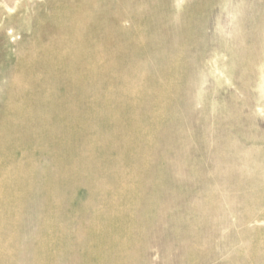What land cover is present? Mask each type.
<instances>
[{
  "label": "rangeland",
  "instance_id": "1",
  "mask_svg": "<svg viewBox=\"0 0 264 264\" xmlns=\"http://www.w3.org/2000/svg\"><path fill=\"white\" fill-rule=\"evenodd\" d=\"M7 1L0 264H264V0Z\"/></svg>",
  "mask_w": 264,
  "mask_h": 264
},
{
  "label": "bare ground",
  "instance_id": "2",
  "mask_svg": "<svg viewBox=\"0 0 264 264\" xmlns=\"http://www.w3.org/2000/svg\"><path fill=\"white\" fill-rule=\"evenodd\" d=\"M7 1V0H6ZM84 1V0H83ZM3 2H5V1H3ZM8 2H10L9 0L7 1V3ZM13 2H15V1H13ZM18 2V1H17ZM10 3H12V2H10ZM6 4V3H5ZM4 4V5H5ZM95 4V3H94ZM13 5V4H12ZM6 6V5H5ZM12 7V6H11ZM5 8H7V6L5 7ZM13 10V9H12ZM11 11V10H10ZM106 30L107 29H104L103 31H101V35H103V34H106L107 32H106ZM72 40H75L76 41V43L78 44V46L80 47V43L78 42L79 41V36H72ZM77 48V49H75V51H73L72 53L71 52H67V51H64V55H66V58L65 59H67V61L65 62V63H67L68 65H71V62H72V60L76 57V60H78L77 61V63L74 65V68H75V70L76 69H78L77 71H80V73H85V74H90L91 72H92V70L93 69H91L90 67H87V64H89V63H91V60H90V58L88 57L87 58V55L86 56H84L80 51V48ZM62 52V51H61ZM97 54H95V56H96ZM91 56V55H90ZM82 60L86 63H82ZM89 61V62H88ZM64 63V64H65ZM64 64H61V65H64ZM84 65H85V67H84ZM51 69H52V66L51 65H43V67L41 66V70H45L46 72H50L51 71ZM65 86V89H68V92H63V93H61L60 95H56V92H55V94H54V97H56L57 98V102H61V101H65V100H71L72 101V99H73V97H72V95L69 93V89H71L73 92H75L76 93V91H78V95H80L81 97L79 98L80 99V103H82V105H80V106H86L85 105V102H81V100H82V94H85V93H87V91H89L90 89H91V84H89V85H78L76 82H72V83H66V85H64ZM84 97V96H83ZM55 98V99H56ZM54 113H56L55 112V107L51 110V114H54ZM64 113L66 114V116L68 117V119L71 121V122H74L76 119H78V113L76 112V111H74V110H67V111H64ZM60 216V215H59ZM93 228L94 229H96V230H98L101 234L103 233V231H101V228L99 227V224H95V225H93ZM48 229H50V227L48 228ZM97 253L98 254H102L103 252H101V249H99V247H97ZM98 262H101V260H100V258L98 259Z\"/></svg>",
  "mask_w": 264,
  "mask_h": 264
}]
</instances>
